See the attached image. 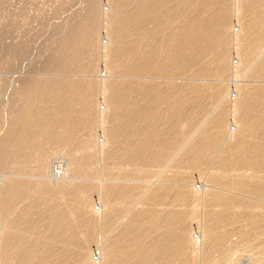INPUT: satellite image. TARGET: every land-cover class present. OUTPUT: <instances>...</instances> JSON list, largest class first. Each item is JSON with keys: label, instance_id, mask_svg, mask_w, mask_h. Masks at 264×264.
I'll return each mask as SVG.
<instances>
[{"label": "bare ground", "instance_id": "1", "mask_svg": "<svg viewBox=\"0 0 264 264\" xmlns=\"http://www.w3.org/2000/svg\"><path fill=\"white\" fill-rule=\"evenodd\" d=\"M110 2L107 43L88 10L51 42L45 73L35 68L14 90L20 103L0 139V264H196L199 253L201 263L225 264L213 255L233 250L263 261L264 0ZM230 44L250 84L236 101L226 86L201 85L229 74ZM62 146L68 165L52 174ZM103 148L99 169L92 151ZM218 150L229 154L215 160L212 189L185 186L181 169ZM188 198L205 210V250L191 231L196 211L174 208ZM230 221L251 229L227 249Z\"/></svg>", "mask_w": 264, "mask_h": 264}, {"label": "rangeland", "instance_id": "2", "mask_svg": "<svg viewBox=\"0 0 264 264\" xmlns=\"http://www.w3.org/2000/svg\"><path fill=\"white\" fill-rule=\"evenodd\" d=\"M94 3H96L95 6H94ZM110 6H111L110 0H6V1L4 0L3 5H2V8L3 7L4 8L3 9L1 8V10L3 11L0 13L2 14L0 15V139L6 134V132L8 131L9 124L11 123L9 120L10 118H12L11 113H12L13 108L10 109L11 105L17 106L20 103V100L16 97L17 95H14L16 94L14 90L16 91V88H18L19 85H22L21 83L19 84V82H22V79L26 80L27 77L29 78L33 77L32 75L36 76L37 72L40 73V74H37V76L41 75L42 73H45L44 71L41 72L40 71L41 69L39 68L44 66L49 56L48 54L50 51L49 49L52 48L51 42L53 43V41L55 40L54 41V44H55L57 40L60 41V39L64 37V35L67 33L66 32L67 28L69 29L73 24L79 23L80 21H82L81 19L85 17V15L88 13V10L90 11L93 10L100 17L99 27L101 28L100 31L102 34L101 35L102 42L107 43L108 41L107 31L109 27V20L102 18V14H103V11H109ZM261 10H264V6H261ZM234 24H236V26H234L236 27L235 31L240 30V25L236 21H234ZM237 25H239V27ZM55 38L56 39L58 38V39L56 40ZM14 46H16L17 48L16 47L13 48ZM9 48H12V50L10 51ZM18 48L21 50V52L19 50L20 55H18L16 52L14 53V51ZM237 48L238 47L235 44H230V49L231 51H233L232 63H231L232 66L230 68L229 74L225 77L224 81L221 79H218L216 80V82L215 81L214 82H208V81L201 82V85L205 87H209V88H211L212 86L216 87L220 85L228 87L230 94L232 93L231 94L232 99L235 101L239 97L238 87L240 86L245 87V85L246 86L250 85V84H247L249 81L247 82L248 78H246L245 76L246 71L243 69L238 70L236 67L239 62L238 56L234 54ZM8 51H10L11 54ZM13 53L15 55L17 54V56H15ZM35 68L39 69V71H37L38 69L35 70L37 71L36 73L34 72ZM102 69L100 73V78H105L107 77L108 73L104 69L102 71ZM236 72L239 74V76L236 75ZM219 80H221V82ZM257 83L258 81H256L252 85L256 86ZM229 106H230V103H229ZM218 112L219 111H217L216 114ZM9 113L11 114L10 118H9L10 116ZM231 118H232V112L230 114V119H229L230 128L236 129ZM200 119L204 121V118H200ZM102 137L103 135L99 133V139L101 140V142L104 141ZM248 141L251 143L255 140L252 136V137H249ZM62 148L64 147L62 146L60 147V149L58 148L55 155L51 157L50 171L53 172L52 174L58 172L55 169L57 164L59 165L60 163H63L65 169L68 165L67 164L68 158L66 156L68 152L65 148L64 149ZM92 152L94 153V155H96L99 158V159L97 158L98 160L95 162L96 167L99 169H102L103 167H105L104 165H105V162L107 161L104 160V158H106V155L110 153V150L103 148L100 150L94 149ZM223 153H225L224 150L222 151L218 150V152L214 153V156H213L214 159H211L205 164H201L197 168H193V169L189 167L182 168L181 171L183 172V175H184L183 180H186L185 186L186 185L188 186V184L189 185L191 184L189 187L193 185L191 188L193 189L195 188L194 190H197L200 193L201 192L203 193L205 188L206 190H208L209 188L207 187L209 186V184L211 186L213 185L212 183H210L209 179L212 176V174L216 173V170H217L216 162L218 161H215V160L218 157H221ZM227 153L229 154V152H226L225 154L228 155ZM225 154L223 156H225ZM53 168L55 169L56 172L53 170ZM2 173L3 171L1 169L0 170V182L3 179L1 178V176L3 175ZM65 174L67 175L66 170H64V172L61 175H59V177L65 176ZM99 178L103 179L102 176H100ZM183 183L184 181L182 182V186H183ZM211 186L209 187L212 189ZM93 202H94L96 209L100 210L101 202L97 195L94 196ZM144 203H146V201H144ZM142 206H143V203L138 204L136 209L139 210ZM174 208L177 212H182L183 210H187V211L195 210L196 211V217L194 221L195 224L192 225L191 231H192V235L194 236L193 238H196L195 241L197 244V248L202 247V249L205 250L207 246L206 245L207 240L206 238L205 239L203 238L204 235L201 233L203 232V226L199 222L201 221V219H203L201 212L205 211L203 208L202 202L200 200L198 201L192 198H188V200H186V202L184 203L183 202L177 203ZM98 219L99 218H97L96 220L99 221ZM248 224L249 223L247 222H241V221L240 222H236V221L228 222L227 229H228L229 235H228V242L226 244L227 249L228 248L232 249L236 247V245L240 242L239 237L240 235L242 236L241 233H244V231H249L251 229V226L250 227L247 226ZM101 228L102 227H99V229ZM98 232L99 231H97V239L98 237H100V234ZM99 239L101 240V237ZM98 253L99 252L94 253L93 251V255L95 254L94 259L96 263H100L102 261ZM97 255L99 258L97 257ZM198 256L199 258L197 259L196 264H204L203 261L201 263L203 256H201L200 253ZM213 257L226 259L225 264H264V260L258 261L257 258L259 257L257 256L253 257L248 253V251H243V250H240V251L233 250V251L225 253V255L221 253H215ZM168 264H176V262H169Z\"/></svg>", "mask_w": 264, "mask_h": 264}]
</instances>
